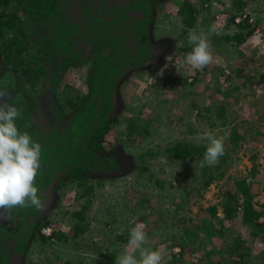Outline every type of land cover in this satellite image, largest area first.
Wrapping results in <instances>:
<instances>
[{"label": "rangeland", "instance_id": "1", "mask_svg": "<svg viewBox=\"0 0 264 264\" xmlns=\"http://www.w3.org/2000/svg\"><path fill=\"white\" fill-rule=\"evenodd\" d=\"M183 1L155 0L153 58L126 70L117 83L107 138L119 167L104 174L91 194L66 175L58 192L52 185L45 189L39 217L64 235L32 236L22 253H10L14 264H115L137 224L147 233L145 247L161 252V264H237L240 257L230 253L239 236L247 255L238 264H264V231L254 236L244 221L238 185L245 179L261 212L257 223L264 224V0H191L196 14L191 31L216 40L210 41L212 63L200 70L174 64L190 52L179 39ZM237 32L243 33L239 44ZM87 54L85 63L65 74L62 97L80 94L92 66L91 50ZM5 86L12 99L19 96L7 68H1L0 88ZM42 97L36 96L34 120L48 130L54 119ZM131 120L138 128L130 133ZM206 131L225 138L224 155L215 165L201 167L203 156L184 162L165 152L178 140L207 148ZM157 178L166 188L156 185ZM81 210L83 218L76 216Z\"/></svg>", "mask_w": 264, "mask_h": 264}, {"label": "trees", "instance_id": "2", "mask_svg": "<svg viewBox=\"0 0 264 264\" xmlns=\"http://www.w3.org/2000/svg\"><path fill=\"white\" fill-rule=\"evenodd\" d=\"M154 4L155 0H124L123 5L116 0H0V69L7 68L16 84L19 96L12 102L22 111L16 120L18 129L28 132L41 145V167L35 186L43 199V191L51 185L56 192L63 187V175L84 186L83 194H91L93 185H100L104 174L119 167L115 146L107 138L114 124L115 92L126 70L141 68L153 58L150 27ZM178 15L183 24L181 48L191 51L187 37L196 22L194 3L184 0ZM242 36L237 32L233 38L239 44L244 40ZM89 50L92 66L77 90L80 94L62 97L59 89L65 74L85 63ZM38 94L43 96L42 104L50 106L48 117L54 119L48 130L34 120L39 109ZM137 128L136 121L131 120L130 133ZM230 137L235 141L237 133L233 131ZM205 151L206 147L183 140L165 149L170 158L184 162L204 156ZM155 183L166 188L164 180L157 178ZM238 185L245 198L244 221L254 236L261 235L264 224L257 223L261 212L253 206L245 179ZM227 211L231 216V210ZM39 213L35 207L3 210L0 264H14L10 253H22L32 236L48 240L64 235L53 229L50 235L43 233L44 227L52 226ZM76 216L83 218L84 211ZM33 217L37 219L33 221ZM245 243L239 236L231 246L230 254L238 255L239 262L247 255Z\"/></svg>", "mask_w": 264, "mask_h": 264}, {"label": "clouds", "instance_id": "3", "mask_svg": "<svg viewBox=\"0 0 264 264\" xmlns=\"http://www.w3.org/2000/svg\"><path fill=\"white\" fill-rule=\"evenodd\" d=\"M187 39L192 45L191 51L174 63L176 68L187 65L200 70L212 63L210 41L204 33L197 34L190 30ZM11 100L7 87L0 88V209L10 211L16 207H35L42 210L43 197L35 186V178L41 167V145L28 132L22 133L18 129L16 120L22 116V111ZM203 136L208 146L201 167L205 164L213 166L224 155L225 138L208 131ZM147 243L144 225L137 224L130 229L128 244L116 257L115 264H161V252L145 247Z\"/></svg>", "mask_w": 264, "mask_h": 264}, {"label": "built area", "instance_id": "4", "mask_svg": "<svg viewBox=\"0 0 264 264\" xmlns=\"http://www.w3.org/2000/svg\"><path fill=\"white\" fill-rule=\"evenodd\" d=\"M236 23H238V24H242V20L240 19V18H237L236 20ZM42 232L43 233H46V234H48V235H50L51 233H52V228H50V227H45V228H43L42 229Z\"/></svg>", "mask_w": 264, "mask_h": 264}]
</instances>
